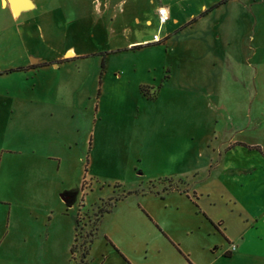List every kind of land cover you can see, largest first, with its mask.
Instances as JSON below:
<instances>
[{"label": "rangeland", "instance_id": "obj_1", "mask_svg": "<svg viewBox=\"0 0 264 264\" xmlns=\"http://www.w3.org/2000/svg\"><path fill=\"white\" fill-rule=\"evenodd\" d=\"M32 2L0 0V264H99L108 238L264 264V0Z\"/></svg>", "mask_w": 264, "mask_h": 264}, {"label": "crops", "instance_id": "obj_2", "mask_svg": "<svg viewBox=\"0 0 264 264\" xmlns=\"http://www.w3.org/2000/svg\"><path fill=\"white\" fill-rule=\"evenodd\" d=\"M2 4L4 6H8L9 7L8 3L6 2V0H2ZM159 6H163V5L159 4L158 6H155V11L157 10V8ZM174 20H175V18H174ZM147 22L150 23V20L147 19ZM71 51H72V53H74L73 49H71ZM37 58L39 60V57H37ZM225 239L227 240V243L229 244V240L226 237H225ZM242 239L243 238L240 236L239 240H242ZM107 243L110 244L111 249L109 251L105 252V254H104L105 256H102V259L99 262V264H125V263L132 264V262L130 260H128V258L126 257L127 255H126L125 251L117 248V247H119L118 244H116L114 241H112L109 238L107 239ZM237 244H240V245L238 246ZM237 244H232V245L235 246L234 249H232V247L231 248L230 247H226L225 250H223L222 255L224 256L225 253H228V256H224V257H231L233 255V251L234 250H236V249L240 250L241 249L242 242L237 243ZM245 257H246V259H245V263L246 264H253L255 262L254 258H251L250 256H248V257L245 256ZM85 259H86V264H88V260H87L88 259V254L86 255ZM261 261H259V259L256 258V262H259V264H261L260 263Z\"/></svg>", "mask_w": 264, "mask_h": 264}, {"label": "water", "instance_id": "obj_3", "mask_svg": "<svg viewBox=\"0 0 264 264\" xmlns=\"http://www.w3.org/2000/svg\"><path fill=\"white\" fill-rule=\"evenodd\" d=\"M12 13L18 15L21 11L31 9L34 7L32 0H6ZM37 57L31 56V61L37 60ZM63 200L67 201L66 196H62Z\"/></svg>", "mask_w": 264, "mask_h": 264}, {"label": "built area", "instance_id": "obj_4", "mask_svg": "<svg viewBox=\"0 0 264 264\" xmlns=\"http://www.w3.org/2000/svg\"><path fill=\"white\" fill-rule=\"evenodd\" d=\"M157 16H158V21H159V24H164L166 21L169 20V14H168V10L164 7V6H159L157 8ZM153 40H159V37L157 34H155L153 36ZM235 246L232 245V249H234Z\"/></svg>", "mask_w": 264, "mask_h": 264}, {"label": "trees", "instance_id": "obj_5", "mask_svg": "<svg viewBox=\"0 0 264 264\" xmlns=\"http://www.w3.org/2000/svg\"><path fill=\"white\" fill-rule=\"evenodd\" d=\"M225 0H223V2H224ZM213 223V222H212ZM214 224V223H213ZM76 226H77V220H76ZM214 226H215V228L216 229H218V227H217V225L216 224H214ZM93 235V233H91V236ZM92 241V239L90 238L89 239V244H90V242ZM72 250H73V246H72V248H71V253H72ZM83 254L84 255H87L88 254V248H87V252H83ZM224 256H228V253H225L224 254Z\"/></svg>", "mask_w": 264, "mask_h": 264}]
</instances>
